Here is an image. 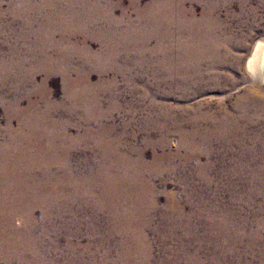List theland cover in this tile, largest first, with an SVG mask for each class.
I'll list each match as a JSON object with an SVG mask.
<instances>
[{"label": "rangeland", "instance_id": "obj_1", "mask_svg": "<svg viewBox=\"0 0 264 264\" xmlns=\"http://www.w3.org/2000/svg\"><path fill=\"white\" fill-rule=\"evenodd\" d=\"M260 38L264 0H0V264H264Z\"/></svg>", "mask_w": 264, "mask_h": 264}, {"label": "bare ground", "instance_id": "obj_2", "mask_svg": "<svg viewBox=\"0 0 264 264\" xmlns=\"http://www.w3.org/2000/svg\"><path fill=\"white\" fill-rule=\"evenodd\" d=\"M208 13V12H207ZM205 14V13H204ZM206 16V14H205ZM205 18V17H204ZM209 19V18H208ZM199 23V22H198ZM207 24V23H206ZM198 27V26H197ZM196 27V28H197ZM211 27V26H210ZM205 31V30H204ZM170 35V34H169ZM224 35V34H223ZM177 37V35H176ZM169 39V38H168ZM183 39L179 36V39H177V43H175V46H177L180 50H183V48L189 52L192 56H194V52L198 48L196 40V34L194 30L191 31L190 37ZM219 41V40H218ZM206 42V41H205ZM204 42H201L200 46H202ZM219 43L216 41H212L211 48L212 50L215 49L216 46H218ZM181 52V51H180ZM173 54V53H172ZM177 54V53H176ZM182 54V53H180ZM199 54V53H198ZM175 55V54H174ZM183 55V54H182ZM185 56V55H184ZM219 58V57H218ZM200 60V59H199ZM181 61V59H180ZM186 62V61H185ZM185 65V64H184ZM189 65V64H188ZM245 69L246 72L249 74L251 78L252 84H254V87H260L264 85V38L258 39L256 42H254L249 54L247 55V58L245 60ZM165 69V68H164ZM192 70V69H191ZM169 71V70H168ZM178 73V72H176ZM187 73V72H186ZM27 111V110H26ZM14 118V117H13ZM20 133V132H19ZM34 139V138H33ZM29 141V140H28ZM44 141V139H43ZM42 142V141H41ZM32 144V143H31ZM30 144V145H31ZM41 144V143H40ZM44 145V144H43ZM23 146V145H22ZM25 146V145H24ZM39 146V145H37ZM42 146V145H41ZM40 146V147H41ZM5 147V146H4ZM29 147V146H27ZM39 147V148H40ZM24 148V147H23ZM45 148V147H44ZM27 149V148H25ZM64 149V148H63ZM46 150V149H45ZM11 151V150H10ZM21 151V150H20ZM27 151V150H26ZM55 151V150H54ZM28 152V151H27ZM20 153V152H19ZM45 153V152H44ZM50 153V152H48ZM23 154V153H22ZM36 157V156H35ZM18 159V157H17ZM31 159V158H30ZM33 160V159H32ZM44 160V159H43ZM53 162V161H52ZM51 162V163H52ZM8 163V162H7ZM3 164V162L0 163V215L3 213L4 217L7 219V222L9 219L11 220L12 215H14L18 211L19 205H24V201L21 202V200L26 198L25 194H22V187L21 181L18 179V175H14L15 167L7 166ZM38 165V164H37ZM18 166V165H17ZM40 166V165H39ZM34 168V167H33ZM62 176V175H61ZM57 178V177H56ZM58 179V178H57ZM65 182L68 181V177L64 179ZM79 184L77 187L76 185ZM46 185V184H45ZM87 184H83L82 181H76L73 186L76 187V189H83L84 186ZM50 186V184H49ZM89 187V186H88ZM24 189V188H23ZM51 190V189H50ZM89 190V189H88ZM30 191V190H29ZM44 191V190H43ZM67 192V191H66ZM33 193V192H32ZM50 193V192H49ZM64 195V194H63ZM25 200V199H24ZM30 202V200H27L26 203ZM36 202V201H35ZM34 203V202H33ZM21 210V209H20ZM22 211V210H21ZM21 214V213H20ZM24 217V216H23ZM26 217V216H25ZM24 217V218H25ZM19 218V217H18ZM28 220V219H27ZM1 222V221H0ZM30 222V221H29ZM21 223V222H20ZM6 224V223H5ZM2 227V226H1ZM4 228V227H3ZM2 228V229H3ZM8 228V227H7ZM6 228V229H7ZM20 230V229H19ZM2 232V231H1ZM0 232V233H1ZM16 232V231H15ZM14 235V234H13ZM4 236V234H0V240ZM10 236V235H9ZM130 240V239H129ZM5 242V241H4ZM134 242V241H133ZM10 243V242H9ZM140 243V242H139ZM16 246V245H15ZM131 248V247H130ZM27 249V248H26ZM133 249V248H132ZM7 250V248H6ZM16 251V250H15ZM141 252V251H140ZM133 254V253H132ZM145 255V254H144Z\"/></svg>", "mask_w": 264, "mask_h": 264}]
</instances>
